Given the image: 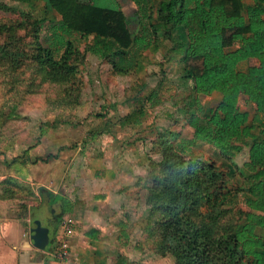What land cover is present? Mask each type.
I'll list each match as a JSON object with an SVG mask.
<instances>
[{
    "label": "rangeland",
    "instance_id": "obj_1",
    "mask_svg": "<svg viewBox=\"0 0 264 264\" xmlns=\"http://www.w3.org/2000/svg\"><path fill=\"white\" fill-rule=\"evenodd\" d=\"M115 1L129 31L137 33L135 6ZM40 19L56 21L58 16L46 13L40 2L29 7L0 0V177L5 182L13 176L20 184L5 186L13 210L22 215V207L31 203L28 225L37 220L47 228L62 212L61 202L48 206L46 197L39 199L37 188H47L66 202L61 221L73 229L79 223L89 225L86 229L98 226L96 243L75 259L79 264H174L170 256L153 253L157 220L148 218L144 198L147 160L158 161L152 151L157 135L178 132L186 138L191 133L186 114L180 113L190 101L189 85L179 79L180 54L158 37L120 65L87 52L84 47L92 43L91 37L75 36L70 40L76 53L69 62L74 71L56 84L43 80L35 67L36 45L45 46V29L32 32V22ZM217 101L216 94L196 100L202 114ZM192 153L228 166L231 191L244 187L235 169L245 162L246 147L226 156L198 143ZM21 159L24 164H19ZM95 191L105 199L93 200ZM242 210L234 203L223 222L238 223ZM57 236L56 231L50 250ZM87 253H92L90 261ZM43 262L50 264L51 258Z\"/></svg>",
    "mask_w": 264,
    "mask_h": 264
},
{
    "label": "trees",
    "instance_id": "obj_2",
    "mask_svg": "<svg viewBox=\"0 0 264 264\" xmlns=\"http://www.w3.org/2000/svg\"><path fill=\"white\" fill-rule=\"evenodd\" d=\"M7 1L29 7L40 2L58 16L32 22L34 34L45 29V46L36 45L33 57L36 71L52 83L74 71L69 62L75 36L91 37L87 52L120 65L158 37L172 44L180 54L179 79L189 85L190 101L180 113L191 133L185 138L162 131L152 148L158 161L147 160L144 204L148 218L157 220L153 253L170 256L174 264H264V0H156L152 6L147 3L153 0H123L136 8L137 33L129 31L115 0ZM211 94L218 101L202 114L197 96ZM153 95L154 90L146 99ZM198 143L226 156L246 147V160L235 169L244 187L231 191L230 168L195 156ZM17 184L11 177L1 181L2 196L12 199L5 186ZM43 195L48 206L61 202V214L52 217L54 234L66 202ZM234 203L244 209L241 220L224 223Z\"/></svg>",
    "mask_w": 264,
    "mask_h": 264
},
{
    "label": "crops",
    "instance_id": "obj_3",
    "mask_svg": "<svg viewBox=\"0 0 264 264\" xmlns=\"http://www.w3.org/2000/svg\"><path fill=\"white\" fill-rule=\"evenodd\" d=\"M4 178L5 177H0V183ZM28 181L29 180L26 178V181L24 183L29 185ZM39 189L40 188H37V193L39 195V199L41 200L43 197H45V195L41 194ZM2 191L3 189L0 185V264H41L43 261V263H47L50 249H46L43 251L37 250L32 246L30 240L28 223L29 220L32 219L30 218V213L33 210V205H31V203H28V205L25 206L26 208L22 215L16 213L10 204L11 198L5 197L4 195L2 196ZM44 192L48 195H54V193L47 188L44 190ZM104 197L105 195L97 193V191H95L92 195L93 200L98 201L105 199ZM46 201L48 200L46 199ZM70 226L72 230L71 234L68 237V258L65 260L64 264H79L77 261H75V259H77L80 254L87 252L85 247L88 246L89 249H91L89 244L96 243L98 239L96 235L98 226L91 225L92 228L90 229H86L89 225L83 226L82 223L76 224L74 229L72 225ZM57 230L58 225L56 227V231ZM48 233L51 243L53 240L52 238H54V234H52V228H49ZM87 254L89 255L90 261V256L92 253Z\"/></svg>",
    "mask_w": 264,
    "mask_h": 264
},
{
    "label": "built area",
    "instance_id": "obj_4",
    "mask_svg": "<svg viewBox=\"0 0 264 264\" xmlns=\"http://www.w3.org/2000/svg\"><path fill=\"white\" fill-rule=\"evenodd\" d=\"M57 242L53 250H49V258H51L50 264H64L68 256L69 245L67 238L71 234V226L65 220H60L57 230Z\"/></svg>",
    "mask_w": 264,
    "mask_h": 264
},
{
    "label": "water",
    "instance_id": "obj_5",
    "mask_svg": "<svg viewBox=\"0 0 264 264\" xmlns=\"http://www.w3.org/2000/svg\"><path fill=\"white\" fill-rule=\"evenodd\" d=\"M41 194H45L43 189H39ZM47 203V201H44ZM50 213H52V210L48 208ZM29 233H30V240L32 243V246L40 251L46 250L48 243L50 242L49 239V233L48 228L42 227L39 223V221L34 220L29 225Z\"/></svg>",
    "mask_w": 264,
    "mask_h": 264
},
{
    "label": "flooded vegetation",
    "instance_id": "obj_6",
    "mask_svg": "<svg viewBox=\"0 0 264 264\" xmlns=\"http://www.w3.org/2000/svg\"><path fill=\"white\" fill-rule=\"evenodd\" d=\"M53 220H54V219H53ZM53 220H50L49 225H48L49 228L52 227V221H53ZM49 228H48V230H49Z\"/></svg>",
    "mask_w": 264,
    "mask_h": 264
}]
</instances>
